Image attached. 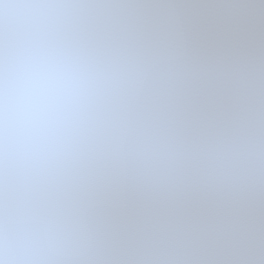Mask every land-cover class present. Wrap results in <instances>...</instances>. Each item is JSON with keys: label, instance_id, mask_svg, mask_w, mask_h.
<instances>
[{"label": "snow or ice", "instance_id": "6c2138e0", "mask_svg": "<svg viewBox=\"0 0 264 264\" xmlns=\"http://www.w3.org/2000/svg\"><path fill=\"white\" fill-rule=\"evenodd\" d=\"M0 264H264V0H0Z\"/></svg>", "mask_w": 264, "mask_h": 264}]
</instances>
